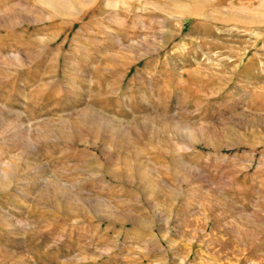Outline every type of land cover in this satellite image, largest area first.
Instances as JSON below:
<instances>
[{
  "label": "rangeland",
  "instance_id": "obj_1",
  "mask_svg": "<svg viewBox=\"0 0 264 264\" xmlns=\"http://www.w3.org/2000/svg\"><path fill=\"white\" fill-rule=\"evenodd\" d=\"M0 264H264V0H0Z\"/></svg>",
  "mask_w": 264,
  "mask_h": 264
}]
</instances>
